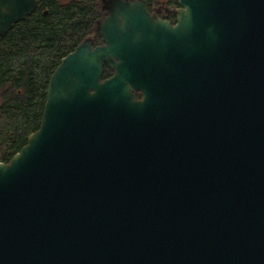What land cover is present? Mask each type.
Listing matches in <instances>:
<instances>
[{
    "label": "water",
    "instance_id": "obj_1",
    "mask_svg": "<svg viewBox=\"0 0 264 264\" xmlns=\"http://www.w3.org/2000/svg\"><path fill=\"white\" fill-rule=\"evenodd\" d=\"M177 1L100 0L0 162V264H264V0ZM37 6L0 0V37Z\"/></svg>",
    "mask_w": 264,
    "mask_h": 264
},
{
    "label": "trees",
    "instance_id": "obj_2",
    "mask_svg": "<svg viewBox=\"0 0 264 264\" xmlns=\"http://www.w3.org/2000/svg\"><path fill=\"white\" fill-rule=\"evenodd\" d=\"M35 11L0 37V162L38 130L52 72L103 17L100 0H37ZM105 69L103 77H107Z\"/></svg>",
    "mask_w": 264,
    "mask_h": 264
},
{
    "label": "flooded vegetation",
    "instance_id": "obj_3",
    "mask_svg": "<svg viewBox=\"0 0 264 264\" xmlns=\"http://www.w3.org/2000/svg\"><path fill=\"white\" fill-rule=\"evenodd\" d=\"M129 1H136V0H129ZM142 1L145 3L146 9L148 13L150 14V16L157 18V19L168 17L170 20H172L173 23H164V24L172 28H174L177 25V23H175L176 16H177L176 11L180 9V6L177 0H142ZM101 12L103 14V17L98 22L102 21L107 16V12L102 10V8H101ZM95 29H96V26H95ZM87 38H91L92 48L99 47L102 45L101 39L97 35H95V30H94L93 35ZM105 69H107L109 72L107 77H103V73ZM113 73L114 71L112 69H109L106 66H104L100 81L103 82L111 78ZM135 97L137 100H141L143 98V95L141 93H135Z\"/></svg>",
    "mask_w": 264,
    "mask_h": 264
}]
</instances>
